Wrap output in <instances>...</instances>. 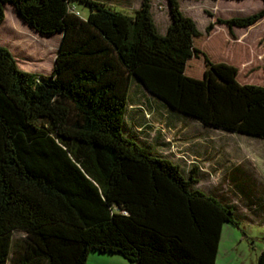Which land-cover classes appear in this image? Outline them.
Returning a JSON list of instances; mask_svg holds the SVG:
<instances>
[{"label": "trees", "instance_id": "trees-1", "mask_svg": "<svg viewBox=\"0 0 264 264\" xmlns=\"http://www.w3.org/2000/svg\"><path fill=\"white\" fill-rule=\"evenodd\" d=\"M166 1L161 34L150 0L133 16L103 0H0V23L8 3L37 32L61 34L49 74L21 69L0 44V264H86L92 251L133 264H216L224 223L239 225L236 207L125 133L131 78L207 126L260 138L264 83L239 82L235 65L212 60L195 21ZM262 18L264 6L218 17L206 38L217 24L234 38L233 27ZM38 45L45 57L49 46Z\"/></svg>", "mask_w": 264, "mask_h": 264}, {"label": "rangeland", "instance_id": "rangeland-1", "mask_svg": "<svg viewBox=\"0 0 264 264\" xmlns=\"http://www.w3.org/2000/svg\"><path fill=\"white\" fill-rule=\"evenodd\" d=\"M103 1L130 16L142 2ZM178 1L181 11L195 21L203 34L199 41L212 60L235 65L239 69V82L264 83V18L249 27H233L234 38L225 24H217L218 31L212 37L206 38L205 34L210 21L252 14L264 6L263 0ZM150 6L153 21L163 34L170 22L167 1L150 0ZM77 7L80 15L86 17L88 8L81 4ZM4 13L0 44L9 48L21 69L49 74L61 34L37 32L19 17L11 4L5 5ZM38 43L49 46L45 57ZM190 68L194 70L192 75L199 76L201 60L191 61ZM124 131L153 153L179 164L186 177L193 168L198 179L196 188L235 205L239 225L224 223L216 264H257L259 253L264 250V138L207 126L170 108L136 77L131 78ZM86 264L133 263L120 254L92 251Z\"/></svg>", "mask_w": 264, "mask_h": 264}, {"label": "crops", "instance_id": "crops-1", "mask_svg": "<svg viewBox=\"0 0 264 264\" xmlns=\"http://www.w3.org/2000/svg\"><path fill=\"white\" fill-rule=\"evenodd\" d=\"M262 19H263V18H262ZM260 21H261V20H260ZM257 23H258V22H257ZM257 23H256V24H257Z\"/></svg>", "mask_w": 264, "mask_h": 264}, {"label": "bare ground", "instance_id": "bare-ground-1", "mask_svg": "<svg viewBox=\"0 0 264 264\" xmlns=\"http://www.w3.org/2000/svg\"><path fill=\"white\" fill-rule=\"evenodd\" d=\"M144 91V90H143Z\"/></svg>", "mask_w": 264, "mask_h": 264}]
</instances>
